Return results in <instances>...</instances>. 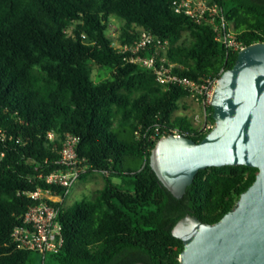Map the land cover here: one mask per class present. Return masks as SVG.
<instances>
[{
  "label": "trees",
  "instance_id": "trees-1",
  "mask_svg": "<svg viewBox=\"0 0 264 264\" xmlns=\"http://www.w3.org/2000/svg\"><path fill=\"white\" fill-rule=\"evenodd\" d=\"M172 1L0 0V264H32L37 251L16 247L11 232L35 202L29 192L50 186L44 177L61 167L66 134L78 138L79 178L98 173L103 183L71 205L55 203L62 242L41 252L53 264H178L176 221L187 213L217 221L254 180L253 166H208L176 197L149 164L172 129L196 141L208 130L175 113L188 89L158 82L118 45L146 31L152 41L139 53L165 57L174 73L198 83L231 67L238 51ZM207 2L243 46L264 42V0ZM113 17L121 21L116 35L108 32ZM93 64L107 74L94 77Z\"/></svg>",
  "mask_w": 264,
  "mask_h": 264
},
{
  "label": "water",
  "instance_id": "water-1",
  "mask_svg": "<svg viewBox=\"0 0 264 264\" xmlns=\"http://www.w3.org/2000/svg\"><path fill=\"white\" fill-rule=\"evenodd\" d=\"M210 105L214 123L200 140L170 133L156 141L149 164L157 177L180 197L208 166L244 164L257 172L217 221L189 213L176 221L171 232L183 243L178 264H264V42L238 49L217 77Z\"/></svg>",
  "mask_w": 264,
  "mask_h": 264
},
{
  "label": "built area",
  "instance_id": "built-area-1",
  "mask_svg": "<svg viewBox=\"0 0 264 264\" xmlns=\"http://www.w3.org/2000/svg\"><path fill=\"white\" fill-rule=\"evenodd\" d=\"M173 9L192 18L194 21H204L210 24L216 31V37L231 49H240L243 45L226 28L225 19L221 9L216 3L207 0H173ZM152 41V35L142 31L138 40L131 43L119 44L122 51H127L129 61L140 63L153 71L156 80L162 84L176 83L182 85L191 92V95L200 101L204 108L202 122L198 126L199 131H207L213 123L206 118V104L210 99L217 77L208 78L198 83L185 76L174 73L172 63L165 57L156 59L155 54H140L139 51ZM223 69L220 70L222 72ZM172 134L180 135L178 129L171 130ZM183 135V134H182ZM48 138L53 133L48 132ZM78 138L66 134L62 141L59 164L61 167L48 173L44 180L50 185L48 187H37L29 192V197L34 204L21 215V224L15 226L11 232V239L18 248L29 249L37 252L55 251L62 242L61 224L58 220L59 207L56 202H62L69 188L84 172L82 166H78L79 159L76 154V143ZM56 188H61L63 195Z\"/></svg>",
  "mask_w": 264,
  "mask_h": 264
},
{
  "label": "rangeland",
  "instance_id": "rangeland-1",
  "mask_svg": "<svg viewBox=\"0 0 264 264\" xmlns=\"http://www.w3.org/2000/svg\"><path fill=\"white\" fill-rule=\"evenodd\" d=\"M121 23L117 18H112L109 24L108 32L111 35H116V28ZM93 76L98 74L104 76L107 74V70L100 71L96 65H92ZM178 108L175 111L176 114H185L187 119L192 121L195 126H199L202 122V114L204 112L203 106L192 95L186 96L179 100ZM114 181H119L118 178H114ZM102 176L98 173L90 174L87 178L77 179L73 185L69 188L66 196L63 197V203L65 205H71L75 201L80 200L83 197H89L96 188L102 186ZM32 264H53L48 253L44 255L41 252H33L31 256Z\"/></svg>",
  "mask_w": 264,
  "mask_h": 264
}]
</instances>
